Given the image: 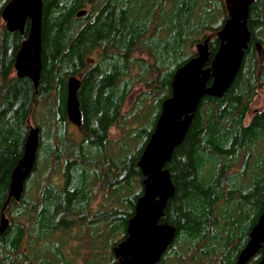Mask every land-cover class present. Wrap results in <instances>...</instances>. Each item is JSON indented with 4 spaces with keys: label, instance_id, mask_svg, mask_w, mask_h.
Returning <instances> with one entry per match:
<instances>
[{
    "label": "trees",
    "instance_id": "trees-1",
    "mask_svg": "<svg viewBox=\"0 0 264 264\" xmlns=\"http://www.w3.org/2000/svg\"><path fill=\"white\" fill-rule=\"evenodd\" d=\"M8 1L0 0V11ZM224 4L43 0L37 87L13 67L28 22L20 33L0 17V224L8 219L0 264L117 262L113 248L143 192L137 161L173 74L207 37L214 55ZM247 25L250 41L233 82L221 97H202L166 164L174 194L161 221L176 233L155 264H235L264 211V107L245 121L264 86V0L250 6ZM71 75L80 78L79 126L66 113ZM31 125L39 128L36 162L15 201L11 173ZM260 258L261 249L246 264Z\"/></svg>",
    "mask_w": 264,
    "mask_h": 264
},
{
    "label": "water",
    "instance_id": "water-1",
    "mask_svg": "<svg viewBox=\"0 0 264 264\" xmlns=\"http://www.w3.org/2000/svg\"><path fill=\"white\" fill-rule=\"evenodd\" d=\"M254 1L225 0L228 17L214 33L219 46L212 58L207 37L196 45V55L174 72L171 94L162 101L154 129L137 161L143 175V192L127 222L125 238L113 248L117 258L115 264H155L171 244L176 228L161 221L166 203L174 194L166 164L174 148L183 141L202 97H221L237 75L250 41L247 21ZM42 5L43 0H9L0 11L9 31L22 33L28 22V31L16 53L13 67L17 77H28L34 87L38 86L41 74ZM84 12V9L80 10L77 16ZM79 86V77H68L66 113L76 126L80 125L81 119L77 99ZM38 145L39 128L31 125L22 157L11 173L8 198L15 201L21 198L25 181L35 166ZM7 225L8 219L3 215L0 231L3 232ZM260 249L261 258L255 264H264V211L252 226L235 264H246Z\"/></svg>",
    "mask_w": 264,
    "mask_h": 264
},
{
    "label": "rangeland",
    "instance_id": "rangeland-1",
    "mask_svg": "<svg viewBox=\"0 0 264 264\" xmlns=\"http://www.w3.org/2000/svg\"><path fill=\"white\" fill-rule=\"evenodd\" d=\"M139 88V87H138ZM137 88V89H138ZM136 89V90H137ZM136 92V91H135ZM135 93H133L130 98L128 99V101L126 102L125 108L129 105V102L131 100V98L134 96ZM264 107V86H260L257 91H256V95L253 99V101L250 104V110L245 118V121L248 122L250 117L252 116L253 112L256 110H260ZM111 133L113 134V136H115L118 131L115 128L111 129ZM77 242H72L73 245H75Z\"/></svg>",
    "mask_w": 264,
    "mask_h": 264
},
{
    "label": "flooded vegetation",
    "instance_id": "flooded-vegetation-1",
    "mask_svg": "<svg viewBox=\"0 0 264 264\" xmlns=\"http://www.w3.org/2000/svg\"><path fill=\"white\" fill-rule=\"evenodd\" d=\"M223 1H224V3H225V0H223ZM224 5H225V4H224ZM82 10H83V9H82ZM84 10H85V9H84ZM85 12H86V10H85ZM85 12H84V13H85ZM84 13H83V14H84ZM83 14H82V15H83ZM227 17H228V15H227ZM2 21H3V20H2ZM3 22H4V21H3ZM211 58H212V57H211ZM208 64H209V63H208ZM76 76H77V75H76ZM77 77H78V76H77ZM33 126H34V125H33Z\"/></svg>",
    "mask_w": 264,
    "mask_h": 264
}]
</instances>
